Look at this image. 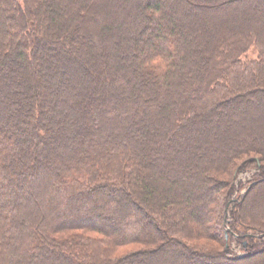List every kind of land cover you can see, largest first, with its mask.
Listing matches in <instances>:
<instances>
[{
    "label": "trees",
    "instance_id": "16d2710c",
    "mask_svg": "<svg viewBox=\"0 0 264 264\" xmlns=\"http://www.w3.org/2000/svg\"><path fill=\"white\" fill-rule=\"evenodd\" d=\"M210 263L264 264V0H0V264Z\"/></svg>",
    "mask_w": 264,
    "mask_h": 264
},
{
    "label": "rangeland",
    "instance_id": "374dc122",
    "mask_svg": "<svg viewBox=\"0 0 264 264\" xmlns=\"http://www.w3.org/2000/svg\"><path fill=\"white\" fill-rule=\"evenodd\" d=\"M253 52H254L253 50L249 51L248 54H247V57H250V58L255 57V54ZM256 174H257V170L254 169V168H251L249 170L240 172L236 176V180H235V188H236V190H235V192L232 195V200H236L239 196H241L245 192L246 187H247V183L249 181L253 180V178H254V176ZM262 203L263 202H260L259 204H262ZM259 204H258V206H259ZM231 208H232V205L228 206V208H227V210L225 212V214H226L225 218L229 219V217H230L229 213H230ZM136 248H137V246L125 247V248H122L120 250V253L121 252H128V251H131V250H135ZM231 250H232V252L236 253L237 255H240L242 253L240 246H237L234 243L231 245Z\"/></svg>",
    "mask_w": 264,
    "mask_h": 264
}]
</instances>
